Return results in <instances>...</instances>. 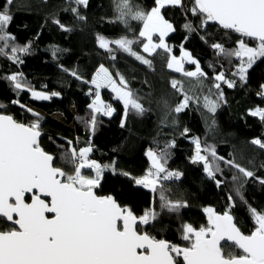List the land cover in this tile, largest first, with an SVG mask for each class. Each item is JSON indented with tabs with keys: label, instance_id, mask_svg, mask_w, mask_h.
Wrapping results in <instances>:
<instances>
[{
	"label": "trees",
	"instance_id": "1",
	"mask_svg": "<svg viewBox=\"0 0 264 264\" xmlns=\"http://www.w3.org/2000/svg\"><path fill=\"white\" fill-rule=\"evenodd\" d=\"M131 2L144 10H150L154 4V0ZM3 6L4 0H0V8ZM73 6L71 0H14L9 10L12 20L6 26V31L15 37L13 44L25 46L31 42L30 54L22 57L23 63H13L0 55V77L23 73L24 80L34 90L58 92L60 95L50 100H35L31 98L30 91L18 93L8 80L0 79V104L4 105L0 108V114L11 115L18 122L29 124L36 117L27 109L39 113L41 147L55 157L54 166L69 174L73 166L62 160L66 150L70 149L68 141H72L77 150L90 142V159L115 167V172L110 168L103 173L96 194L113 196L118 204L129 208L136 216L154 208L157 218L149 225L141 226V230L156 239L186 246L188 242L181 239L182 226L190 224L196 229L206 226L207 216L203 209L211 207L223 214L229 210V195L234 197L235 206L231 207L230 214L235 225L243 234H251L255 224L249 206L264 212V185L256 179L264 178V149L251 143L254 138L264 140V122L259 117L249 115L250 110L264 108V98L258 95L264 84V59L257 60L248 70L246 83L237 79L234 88L222 85L225 102L221 103L214 115L203 107L202 102L190 103L187 109L176 114L169 109L174 108L182 97L171 88V79L185 81V88L191 87L194 94L201 97L208 94L212 84L214 72L210 64L216 66L217 72L223 65L225 74L231 79L233 65L238 62L233 59L230 65L226 59L215 55L210 45L219 42L226 48H233L240 38L238 34L222 29L213 22L201 27V18L187 11L192 6V0H183V7H166L162 10L165 19L175 28L166 38L174 54L180 53L179 46L183 44L208 73L205 87L200 88L194 81L190 85L181 74L169 70L162 56L147 57L144 54L152 60V67L149 68L121 51H117L116 59L112 60L105 50L99 48L98 35L107 39L125 35L132 38L138 36L142 27L136 21H129L128 26L116 22L114 0H88L87 8L79 9L84 20L77 19L71 12ZM54 19L71 31L61 30L59 25L53 23ZM189 22L197 29L190 35L184 28ZM248 43L255 46L254 41L249 40ZM53 48L60 49L55 56L52 54ZM133 48L141 52L140 44H134ZM101 64L114 77L117 72L125 77L147 111L142 115L130 111L121 127L123 105L114 98L113 92L102 89L103 101L115 111L110 117L97 113L93 133L85 123L92 115L89 105L93 96L88 95L91 85L77 80L70 73L76 71L84 80L90 81ZM185 68L194 70V65L185 63ZM212 98L215 99L214 96ZM185 128L189 130L187 135L182 134ZM196 138H199L202 147L212 146L217 156L223 157V160L215 161L220 168L216 179L223 181L219 187L215 180L207 177L201 162H191L195 154L193 140ZM171 141H175V146L169 149L166 167L170 171L181 172L182 176L178 180L164 181L163 192L168 200L187 205L178 212H169L160 207L159 188L157 193H152L147 188L135 185L131 179L147 173L150 164L146 153L149 149L159 151ZM209 159L212 158L209 156ZM224 161H234L255 175L245 178ZM83 171L87 175L92 174L88 169ZM123 172L130 176L122 175ZM237 189L243 200L236 194ZM0 230H5V223H0ZM224 251L227 253L229 249L225 248ZM234 253L237 256L241 254L238 249H234Z\"/></svg>",
	"mask_w": 264,
	"mask_h": 264
},
{
	"label": "snow or ice",
	"instance_id": "2",
	"mask_svg": "<svg viewBox=\"0 0 264 264\" xmlns=\"http://www.w3.org/2000/svg\"><path fill=\"white\" fill-rule=\"evenodd\" d=\"M13 3L14 0H4V6L0 8V55L13 63H23L22 56L30 54L31 42L25 46L13 44L15 37L6 31V26L12 20L9 10ZM71 3L74 5L71 12L77 19L84 20L79 9L87 8L88 0H71ZM114 5L116 22L128 26L129 21H136L142 27L138 36L132 38L125 35L107 39L98 35V46L109 54L110 59L115 60L116 52L121 51L151 68L152 60L144 54L147 57L159 55L164 58L169 70L181 74L190 85L194 81L196 86L205 87L208 73L203 70L199 60L183 44L179 46L181 54L176 56L166 39L175 28L165 19L162 10L166 7H183V0H154L150 10L134 6L131 0H114ZM187 11L201 18V27L213 22L240 37L233 48H226L219 42L210 45L214 54L226 59L230 65L233 59L238 63L233 65L231 79L225 74L223 65L218 72L215 65H209L214 75L207 95L201 97L194 94L191 87L185 88L183 80L173 78L170 81L171 88L182 97L174 108L169 109L170 112L179 114L190 103L202 102L203 107L214 115L221 103L225 102L222 85L234 88L237 79L246 83L248 70L257 60L264 59V0H192V6ZM53 23L65 32L71 31L59 20L54 19ZM184 28L189 35L197 31L191 22L186 23ZM249 40L254 41L255 46H250ZM134 44L141 45V52L134 50ZM59 51L53 48V56ZM185 63L194 65V70H187ZM70 74L91 85L88 95L93 96L89 105L92 115L85 123L93 133L97 123L96 114L111 116L115 111L102 100L100 90L103 88L110 89L115 94L114 98L123 105L121 127L130 111L137 115L147 111L125 77L119 72L114 77L103 64L99 65L90 81L84 80L76 71ZM0 79L8 80L18 93L30 91L31 98L35 100H50L60 95L58 92L34 90L24 80L23 73L9 74ZM261 89L258 95L264 98V85H261ZM3 107L0 104V108ZM27 110L36 117L29 124L18 122L11 115L0 114V223H5V230H0V264H264V212L249 206L255 227L251 234L245 235L230 214L235 203L234 197L229 195V210L223 214L211 207L203 209L207 216L206 226L199 229L190 224L182 226L181 239L188 242L186 246L156 239L141 230V226L149 225L157 218L154 208L136 216L129 208L118 204L113 196L96 194L103 173L110 168L115 172V167L90 159V142L77 150L72 141H68L70 149L62 157L73 166L72 173L54 166L55 157L40 144L39 113ZM249 115L259 117L264 122V108L250 110ZM188 131L185 128L182 134L187 135ZM193 143L195 154L191 162H202L207 177L215 180L219 187L223 181L216 179L220 168L215 161L223 160V157H218L212 146L202 147L199 138L194 139ZM251 143L264 149V140L260 138L252 139ZM174 146L175 141H171L159 151L149 149L146 155L151 166L146 175L131 177L135 185L147 188L152 193H157L159 188L160 207L169 212H178L187 207L185 203L168 200L163 192L164 181L178 180L182 176L181 172L170 171L166 167L169 149ZM224 162L236 168L245 178L255 175L234 161ZM85 169L93 174H85ZM121 174L130 176L127 172ZM256 179L264 185V178ZM236 194L243 200L239 189ZM225 248L229 249L227 253ZM234 249L241 250V254L235 255Z\"/></svg>",
	"mask_w": 264,
	"mask_h": 264
},
{
	"label": "rangeland",
	"instance_id": "3",
	"mask_svg": "<svg viewBox=\"0 0 264 264\" xmlns=\"http://www.w3.org/2000/svg\"><path fill=\"white\" fill-rule=\"evenodd\" d=\"M113 46H114V45H113ZM180 54H181V53H179V54L176 55V56H179ZM22 57H24V55H23ZM186 64H187V63H186ZM189 65H190V64H189ZM172 72H173V71H172ZM263 85H264V84H263ZM103 89H105V88H103ZM107 89H108V88H107ZM101 90H102V89H101ZM101 90H100V91H101ZM108 90H110V89H108ZM110 91H111V90H110ZM261 91H262V89H261ZM261 91H260V92H261ZM111 92H112V91H111ZM101 94H102V93H101ZM114 96H115V94H114ZM101 98H102V97H101ZM102 100H103V99H102ZM40 101H41V100H40ZM91 102H92V101H91ZM90 104H91V103H90ZM109 117H110V116H109ZM146 156H147V155H146ZM148 160H149V159H148ZM149 164H150V166H151V162H150V161H149ZM201 164H203V163L201 162ZM107 171H108V170H107ZM92 174H93V173H92ZM92 174H91V175H92ZM205 174H206V173H205ZM145 175H146V174H145ZM206 175H207V174H206ZM101 180H102V179H101ZM140 187H141V186H140ZM142 188H143V187H142ZM145 189H146V188H145ZM148 190H149V189H148Z\"/></svg>",
	"mask_w": 264,
	"mask_h": 264
},
{
	"label": "water",
	"instance_id": "4",
	"mask_svg": "<svg viewBox=\"0 0 264 264\" xmlns=\"http://www.w3.org/2000/svg\"><path fill=\"white\" fill-rule=\"evenodd\" d=\"M9 225H10V222H9ZM224 243H226V242H222V244H224ZM239 250V249H238ZM240 252H241V250H239Z\"/></svg>",
	"mask_w": 264,
	"mask_h": 264
},
{
	"label": "flooded vegetation",
	"instance_id": "5",
	"mask_svg": "<svg viewBox=\"0 0 264 264\" xmlns=\"http://www.w3.org/2000/svg\"><path fill=\"white\" fill-rule=\"evenodd\" d=\"M10 226V225H9ZM241 253V252H240ZM182 259V258H181Z\"/></svg>",
	"mask_w": 264,
	"mask_h": 264
},
{
	"label": "built area",
	"instance_id": "6",
	"mask_svg": "<svg viewBox=\"0 0 264 264\" xmlns=\"http://www.w3.org/2000/svg\"><path fill=\"white\" fill-rule=\"evenodd\" d=\"M103 115V114H102Z\"/></svg>",
	"mask_w": 264,
	"mask_h": 264
}]
</instances>
